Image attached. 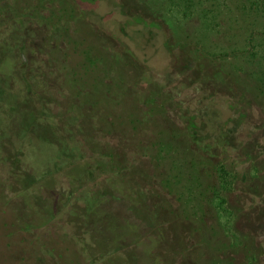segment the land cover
Wrapping results in <instances>:
<instances>
[{"label":"rangeland","instance_id":"1","mask_svg":"<svg viewBox=\"0 0 264 264\" xmlns=\"http://www.w3.org/2000/svg\"><path fill=\"white\" fill-rule=\"evenodd\" d=\"M240 1L0 0L24 99L0 83V264H264V12L232 28Z\"/></svg>","mask_w":264,"mask_h":264},{"label":"trees","instance_id":"2","mask_svg":"<svg viewBox=\"0 0 264 264\" xmlns=\"http://www.w3.org/2000/svg\"><path fill=\"white\" fill-rule=\"evenodd\" d=\"M39 1H41V0H39ZM216 1L221 2L222 0H216ZM228 1L229 0H224V3H228ZM73 3L75 4V2H73ZM74 4H73V6H74ZM241 7L246 9V11H258V12L262 13V12H264V0H242L239 3L235 4L234 7L231 9V11L232 10H234V11L231 12L230 16H229V23H231V27L232 28L234 26V23L238 24V22H240V20H241L240 19V14H238L239 12L237 13L238 9H240ZM64 12L67 13L66 15H68L70 13V17H71V19H73V15L75 13V6H74L73 10L70 11V8H68ZM221 15H222V13H218L217 14L216 21H217L218 27L222 26L220 23L222 22L223 16H221ZM247 15H250V14L248 13ZM219 18H220V22H218ZM16 33H17V29L14 27V23H13L12 24L11 37L14 38V35ZM253 40H254V38H253ZM5 44L8 45V43H5ZM1 45H2V43H0V47H1ZM0 74L3 76L2 70H0ZM3 86H4L3 87L4 88V92H5L4 94H5V97H6L5 99H8V98H13L14 99L13 102H8L7 100H5L6 101L5 102L6 103V107L9 108L10 111H12L11 117L13 118L16 115V113H18V115H17L18 118H19L20 115L23 116L22 115L23 112L21 113L19 111H20V105H22L24 103V99H22L21 101H18L17 100L18 99V94H16L17 93L16 91H14L16 89H13V88L7 89V84H3ZM262 89L263 88L258 89L257 92H255L256 97L258 95L260 96L261 92H263ZM187 137L197 143L198 150L200 152H202V153L205 152V151L209 152V150L211 151V148L214 145V144H212V142H209L208 140L207 141L206 140H200L201 138L204 139V136H203V134H201V136H200V133L198 132L197 128H193V129L191 128L190 130H188ZM215 137H217V139H215V141H213V143L216 142L215 146H219L220 145L223 148V147H226L227 144L229 145V138H231L232 136L230 137V135L228 136L227 133H222V134L217 135V136L215 135ZM57 162H59L60 164L62 163L60 161H57ZM28 173L32 174V172H28ZM44 176H46V173H45ZM41 180H42V178L41 179L40 178H36V179L33 180L34 181L33 184L35 185L36 183H38ZM99 193H100V191H99ZM73 196H74V194L72 195V197ZM190 209L191 208L183 209V212L181 211L180 214L185 216L187 219H189L191 217V215H193V213L190 212ZM62 210H63L62 206L60 208V206L59 207L57 206V203H54L53 206L50 207V209H48L47 211L49 212V215L52 216V218H56L57 215L61 214ZM74 211H75V209H74V207H72L70 214L74 215ZM171 215L175 216L174 213L171 214ZM76 216H77V212L75 214V217ZM196 226L198 227V230L200 232H208V231L204 230L205 227L203 225H201V223H196ZM201 243H202V241H201ZM224 246H227V244H221L219 242H214V243L210 244L209 247L211 249H215V250L217 249L218 252H221V251H224L223 250ZM212 263L213 264H236V262H234V259H231V261H229V262L227 261L226 262V261L220 260L219 257L216 258L215 260H213Z\"/></svg>","mask_w":264,"mask_h":264},{"label":"flooded vegetation","instance_id":"3","mask_svg":"<svg viewBox=\"0 0 264 264\" xmlns=\"http://www.w3.org/2000/svg\"><path fill=\"white\" fill-rule=\"evenodd\" d=\"M41 6H44V3L43 2H41V5L39 6L41 9H42V7ZM35 17H37V16H35ZM11 21H9L7 24H5V26L3 27L4 29H3V32H1V30H0V32L1 33H3V35L4 36H6V35H9V36H11V31H12V24L10 23ZM31 25H33V24H31ZM33 28V30H35V32H37L39 29L38 28H34V27H32ZM27 29V28H26ZM26 29H24V33L26 32ZM65 30V29H64ZM64 30H63V32H64ZM65 31H67V30H65ZM49 32H53V29H48V31L46 32V35L47 36H44L43 37V40H42V43H39V42H36L34 45L38 48V49H42V50H44L46 53H49L50 52V49L51 50H54V49H56L57 48V45H56V40L52 37V36H48L49 35ZM68 40H70V37L68 38ZM31 43V42H30ZM34 42H32V44H33ZM44 43L45 44H49L50 43V46H47L48 48H46L45 46H44ZM19 52L20 51H22V47H20L19 49ZM33 56L31 55L30 57H29V59L31 60L30 61V64L31 65H33L34 63H33V58H32ZM53 57V56H52ZM27 58L28 57H23V59H22V61H23V63L25 64V62L27 61ZM48 62H50V61H46V62H44V64H46V63H48ZM0 83H4V84H8V81H10V79L8 78V76H5V78H0ZM7 81V82H6Z\"/></svg>","mask_w":264,"mask_h":264}]
</instances>
